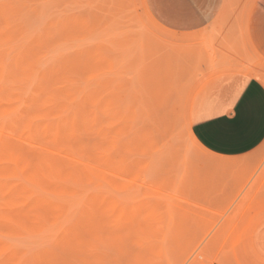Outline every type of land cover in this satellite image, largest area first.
<instances>
[{
  "label": "rangeland",
  "instance_id": "obj_1",
  "mask_svg": "<svg viewBox=\"0 0 264 264\" xmlns=\"http://www.w3.org/2000/svg\"><path fill=\"white\" fill-rule=\"evenodd\" d=\"M144 13L0 0V264H264V140L199 144L204 72ZM244 46L234 67L264 83Z\"/></svg>",
  "mask_w": 264,
  "mask_h": 264
},
{
  "label": "crops",
  "instance_id": "obj_2",
  "mask_svg": "<svg viewBox=\"0 0 264 264\" xmlns=\"http://www.w3.org/2000/svg\"><path fill=\"white\" fill-rule=\"evenodd\" d=\"M144 1L163 29L187 36L189 64L204 72L188 109L195 139L219 157H237L255 149L264 140V83L234 66L245 55V44L264 59V0H252L246 11L244 0ZM202 36L205 43L192 44ZM228 125L242 126L243 135L218 141L207 134Z\"/></svg>",
  "mask_w": 264,
  "mask_h": 264
},
{
  "label": "snow or ice",
  "instance_id": "obj_3",
  "mask_svg": "<svg viewBox=\"0 0 264 264\" xmlns=\"http://www.w3.org/2000/svg\"><path fill=\"white\" fill-rule=\"evenodd\" d=\"M244 128L240 125L222 126L208 131V135L218 141H229L243 135Z\"/></svg>",
  "mask_w": 264,
  "mask_h": 264
},
{
  "label": "bare ground",
  "instance_id": "obj_4",
  "mask_svg": "<svg viewBox=\"0 0 264 264\" xmlns=\"http://www.w3.org/2000/svg\"><path fill=\"white\" fill-rule=\"evenodd\" d=\"M142 4H143V7H144V10H145V13H146V15H147V17L148 18H150L155 24H157V25H159L154 19H153V17L150 15V13H149V11L147 10V8H146V5H145V1L144 0H142ZM141 7V6H140ZM141 10V9H140ZM142 10H143V8H142ZM145 13H144V15H145ZM153 23V24H154ZM160 26V25H159ZM247 40V39H246ZM249 44V43H248ZM247 46H250V45H246V47ZM249 51L251 50V49H248ZM248 51V52H249ZM253 52H254V50H252ZM253 52H251L250 54H252ZM255 54H256V52H255ZM254 53H253V55L252 56H254L255 55ZM254 57H260L259 55H255ZM260 59H261V57H260Z\"/></svg>",
  "mask_w": 264,
  "mask_h": 264
}]
</instances>
